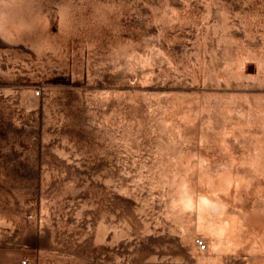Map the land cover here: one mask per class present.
<instances>
[{"label":"rangeland","instance_id":"1","mask_svg":"<svg viewBox=\"0 0 264 264\" xmlns=\"http://www.w3.org/2000/svg\"><path fill=\"white\" fill-rule=\"evenodd\" d=\"M182 182L237 244L177 217ZM24 259L264 264V0H0V264Z\"/></svg>","mask_w":264,"mask_h":264},{"label":"bare ground","instance_id":"2","mask_svg":"<svg viewBox=\"0 0 264 264\" xmlns=\"http://www.w3.org/2000/svg\"><path fill=\"white\" fill-rule=\"evenodd\" d=\"M230 171L219 173L218 179L220 187L222 188L220 190L230 187L233 181V173ZM205 175L208 177L209 185L215 186L216 178L210 176L208 171L205 172ZM215 195H217V190L214 191V195L212 196ZM172 203L179 219L194 222L197 229H206L211 234L212 240L208 243L211 251L219 250L225 240L227 244L236 242L237 232L234 231L236 225L228 219L226 202L220 195L219 197L212 198L210 195L207 196L201 192L196 193L189 188L187 182H182L179 196Z\"/></svg>","mask_w":264,"mask_h":264},{"label":"built area","instance_id":"3","mask_svg":"<svg viewBox=\"0 0 264 264\" xmlns=\"http://www.w3.org/2000/svg\"><path fill=\"white\" fill-rule=\"evenodd\" d=\"M36 94L39 95V94H40V90H37V91H36ZM195 244H196L197 247H198L199 249H201V250L207 248V243H206V241H205L204 238L197 237V238L195 239ZM27 262H28L27 259L22 260V264H27Z\"/></svg>","mask_w":264,"mask_h":264}]
</instances>
